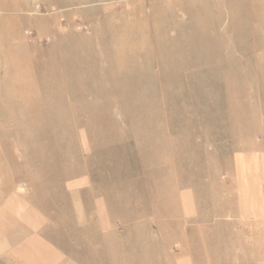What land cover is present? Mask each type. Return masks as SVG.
Instances as JSON below:
<instances>
[{
	"label": "rangeland",
	"instance_id": "374dc122",
	"mask_svg": "<svg viewBox=\"0 0 264 264\" xmlns=\"http://www.w3.org/2000/svg\"><path fill=\"white\" fill-rule=\"evenodd\" d=\"M0 139L90 264H264V0H0Z\"/></svg>",
	"mask_w": 264,
	"mask_h": 264
},
{
	"label": "crops",
	"instance_id": "0c3cea01",
	"mask_svg": "<svg viewBox=\"0 0 264 264\" xmlns=\"http://www.w3.org/2000/svg\"><path fill=\"white\" fill-rule=\"evenodd\" d=\"M6 145L8 147L9 142ZM1 147L0 139V149ZM9 153L7 161L2 157L0 150V264H90V261H84L80 256L69 252L62 245L42 234L47 216L35 206L24 202L15 186V171L8 173L7 178L1 179L3 177L1 171H11L10 163L17 162L13 147ZM15 166L14 164V168ZM85 185V178H78L71 181L69 188L71 190ZM101 213L99 218L107 219L106 214L102 211ZM73 214L78 219L84 218L83 221L77 220L78 225L86 223L84 211L78 208ZM96 216L94 215L95 219ZM89 245L90 243L88 247ZM107 252H109L108 247L103 255L106 257H102L105 264L121 262L120 259L111 258V253Z\"/></svg>",
	"mask_w": 264,
	"mask_h": 264
}]
</instances>
